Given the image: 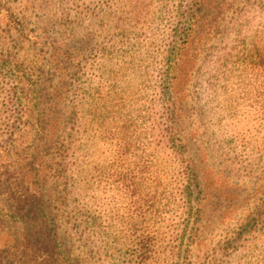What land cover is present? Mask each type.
<instances>
[{"label":"rangeland","instance_id":"1","mask_svg":"<svg viewBox=\"0 0 264 264\" xmlns=\"http://www.w3.org/2000/svg\"><path fill=\"white\" fill-rule=\"evenodd\" d=\"M191 1L0 0V53L22 65L0 58V175L18 178L39 145L25 141L40 108L25 99L46 101L54 121L72 100L66 162L76 201L59 226L77 263L264 264V0H251L242 20L227 1L217 51L180 105L178 119L201 137V174L213 184L204 195L219 212L195 244L166 78ZM33 66L43 72L29 77Z\"/></svg>","mask_w":264,"mask_h":264},{"label":"trees","instance_id":"2","mask_svg":"<svg viewBox=\"0 0 264 264\" xmlns=\"http://www.w3.org/2000/svg\"><path fill=\"white\" fill-rule=\"evenodd\" d=\"M227 1L235 4L236 16L242 20L251 0H244L241 7L240 0H192V7L183 15L185 27L175 35L173 51L167 59L166 78L173 116V153L179 165L183 166L185 190L189 193L186 195L190 200L189 222L195 227L191 235L189 232L187 240L192 244L203 236L211 221L217 220L219 212L217 207H213V201L207 203V195H204L213 184L205 182L201 174L204 167L202 147L198 143L201 137L192 131L188 120L180 121L178 116L182 113L181 103L186 102L190 96L191 86L204 73L208 58L217 51L216 31L222 26L223 17L228 11ZM3 34L0 33V50L7 47L1 38ZM61 50L59 48V52L55 53V56L62 59L56 69L61 77L67 79L69 74L66 71L70 65L63 62L65 56L61 55ZM0 58H6L3 59L4 63L22 67L4 51L0 53ZM261 60L255 63L256 66L262 63ZM75 61L79 67L80 63ZM39 70L43 72L42 67L35 71L33 66L31 70L28 68L27 74L32 77ZM37 84L46 85L42 81ZM28 98L25 99L28 110H31L33 104L43 110L39 108L35 132L27 134L25 141L39 145L30 151L18 178L9 172L0 175V236H6L0 246V264H80L73 257L76 255L69 246L68 234L63 233L59 226L63 221L70 223L68 211L76 201L71 195L73 178L66 162L74 140V125L68 128L66 122L76 119V107H73L72 100L64 101L63 105H68L65 110L68 113L59 112L65 116L64 120L54 121L55 114H46L50 109L46 101L39 97ZM192 135L195 137L193 142ZM129 225L134 226L135 220L131 219ZM69 226L74 227L73 224ZM138 240L143 247H148L146 236H139ZM146 254L144 251L141 256Z\"/></svg>","mask_w":264,"mask_h":264}]
</instances>
